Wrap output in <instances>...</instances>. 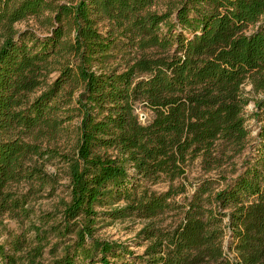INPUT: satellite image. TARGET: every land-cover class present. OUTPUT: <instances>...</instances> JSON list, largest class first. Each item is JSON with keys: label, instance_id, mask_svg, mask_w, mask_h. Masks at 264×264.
<instances>
[{"label": "trees", "instance_id": "trees-1", "mask_svg": "<svg viewBox=\"0 0 264 264\" xmlns=\"http://www.w3.org/2000/svg\"><path fill=\"white\" fill-rule=\"evenodd\" d=\"M248 83L264 91V0H0V223L21 226L0 264H264V128L230 183H188L197 161L237 172ZM47 165L69 200L36 216ZM127 219L141 255L96 236Z\"/></svg>", "mask_w": 264, "mask_h": 264}, {"label": "rangeland", "instance_id": "rangeland-1", "mask_svg": "<svg viewBox=\"0 0 264 264\" xmlns=\"http://www.w3.org/2000/svg\"><path fill=\"white\" fill-rule=\"evenodd\" d=\"M16 28L20 31H24L26 29H33L38 31L39 34L44 35V31L41 30L35 19H29L28 21H24L16 25ZM253 30L250 29L249 33ZM245 95L250 100L248 105L245 107L244 114L246 118V125L251 132V142L248 145V148L244 151L242 155L235 158L232 163L236 164L237 172H232L231 166L229 164L225 165L221 170L213 171L209 174H205L200 166V163L197 161L194 165L191 166L188 173V183L195 185V182L207 176H219L224 175L227 177V182L230 183L233 179H235L241 172L244 170V161L249 158L255 151L256 139L261 129L264 128V114L262 110H259L258 103L264 102V91H257L254 89L253 85L248 83L244 86ZM264 104V103H263ZM151 114H144L140 111V118L143 122L150 119ZM65 140L60 142V145L65 146ZM60 166H52L47 165L45 170L49 174H55L59 177V183L57 184V188L54 192L50 189L41 192L38 196H36V200L32 202V206L35 208L36 216L44 212L53 211L57 205L59 204L60 199L69 200L68 197V179L66 178L64 172L60 171ZM224 187L222 184L220 188ZM164 185H158L154 187L155 190L163 191L165 190ZM193 188H190L192 191ZM189 192L187 195L192 194ZM183 197H178L177 200H181ZM166 221L165 224H169L172 221H176L177 218L174 216V213L168 214L165 216ZM144 222L137 219H127L124 221H104L101 222L98 226V231L96 236L105 239L108 241H117L120 243H125L130 246V249L133 250L137 255L143 254L145 250V245L137 246V234L143 228ZM21 229L20 224L15 220L11 219L8 216H5L0 223V240L4 241L7 236V231L17 232ZM224 249L226 254L233 258L235 254L232 251V240L230 236H226L224 239Z\"/></svg>", "mask_w": 264, "mask_h": 264}]
</instances>
